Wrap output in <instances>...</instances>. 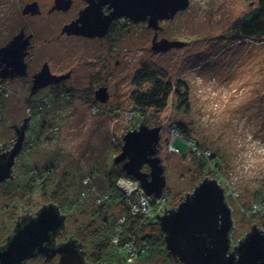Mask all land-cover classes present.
<instances>
[{"label": "rangeland", "instance_id": "374dc122", "mask_svg": "<svg viewBox=\"0 0 264 264\" xmlns=\"http://www.w3.org/2000/svg\"><path fill=\"white\" fill-rule=\"evenodd\" d=\"M32 1L35 0H0V47L25 28L34 36L31 57L38 63L49 61L57 72L72 71L73 77L66 83L73 89H61L60 97L51 105H36L29 110L28 106L50 91L42 89L32 94L20 79L3 83L6 87L0 92V143L16 139L13 126L29 116L39 141L26 150L23 169H17V178L9 190H0L1 237L11 233L13 216L31 214L58 200L75 211V223L67 225L68 232L97 236V225L102 223V201L98 198L102 191L111 192V176L123 170L122 163H116L114 158L122 151L124 135L143 123L162 129L157 156L166 170L167 185L157 206L158 214L176 207L208 177L223 186L232 210V246L252 230L254 223L264 231V37H244L232 29L253 8L249 0H191L190 6L173 19L161 20L157 33L147 24L127 23L110 42L63 32L78 5L67 13H50L54 0H37L42 14L24 15V6ZM155 35L157 40H178L181 44L154 50ZM140 72L154 73L172 85L166 106L151 107L144 116L138 114L132 98L133 91L139 90ZM90 81L108 86L107 101H100L94 91L86 89ZM151 84L146 82L140 87L144 90ZM184 93L186 103L181 99ZM177 123L183 124L193 140L207 150L198 151L196 146L190 149L179 137L182 132ZM34 127L27 130V141ZM196 152L209 157L204 169ZM214 154L219 165L211 162ZM48 166L52 168L45 172ZM33 180L37 183L31 184L29 191ZM122 189L124 197L118 194L120 200L109 204V213L116 215L118 224L125 221L121 215L124 206L129 204L133 215L134 199L139 198L131 188ZM48 200L51 201L45 202ZM156 214V210L150 212L145 234L156 228L152 226L158 221ZM108 245L103 256L94 260L98 264H123L119 248ZM165 250L153 247L133 263L182 264L168 254L166 245ZM57 262L38 257L32 264Z\"/></svg>", "mask_w": 264, "mask_h": 264}, {"label": "water", "instance_id": "95a60500", "mask_svg": "<svg viewBox=\"0 0 264 264\" xmlns=\"http://www.w3.org/2000/svg\"><path fill=\"white\" fill-rule=\"evenodd\" d=\"M88 1V6L81 10L77 20L65 25L63 32L90 37L103 36L114 18L126 17L136 22L148 18V26L157 33L161 29V20L173 19L191 3V0ZM106 5L110 9L107 14L103 11V6ZM70 6L71 0H56L53 8L66 10ZM23 11L35 14L40 12V7L37 2H33L27 4ZM24 35L25 33L21 32L0 47V64L5 63L6 68L19 67L18 74L21 75L26 71L24 58L30 43V36L21 40ZM180 44L178 40H157V35L153 38L154 50L169 49ZM6 75L3 71L0 72V77ZM45 77L51 79L42 81ZM61 78L63 76L52 74L45 66L43 71L35 75L32 94ZM96 97L100 101H107V87L100 88ZM29 119L30 116L25 118V123H28ZM161 130L160 126L149 127L143 123L128 131L124 135L121 153L114 158L116 163H122L126 173L133 176L148 194L157 196L163 193L167 185L164 166L161 164V158L157 156ZM145 164L149 165L150 172L143 170ZM3 178L4 176L0 177ZM55 203L59 204V200ZM62 206L66 209L62 210L67 213L68 224L75 223V211H70L69 205L63 200ZM156 217L164 234L168 254L182 264H264V231L257 223L253 224L252 230L238 243L231 245L234 226L232 210L226 201L225 190L217 179L205 177L176 207L165 208L164 213L157 214ZM62 221L60 213L54 207L40 211L37 218L10 241L5 251L9 264H23L24 260L34 256L36 248L40 247L39 250L42 251L45 240L62 225ZM66 230H69L68 226ZM86 247L89 251L92 250L91 247ZM59 253V264H87L84 255L75 247V242L68 241L63 244L59 247Z\"/></svg>", "mask_w": 264, "mask_h": 264}, {"label": "trees", "instance_id": "16d2710c", "mask_svg": "<svg viewBox=\"0 0 264 264\" xmlns=\"http://www.w3.org/2000/svg\"><path fill=\"white\" fill-rule=\"evenodd\" d=\"M251 4H253V8L245 14L242 18H240L238 21H236L232 29L236 31L239 35H242L244 37H251V36H256V37H264V0H249ZM141 75L137 76V82H139V90L133 91L132 98L135 103V109L137 110L138 114L140 115H145L147 113V110L151 107H154L156 109H161L166 106L167 99L169 97V94L171 92L172 85L169 81H163L162 79H159L157 75L154 73H141ZM143 80L141 81V79ZM146 82H151L152 84L147 88V89H142L140 86L143 83ZM179 84H182L181 86L184 85L183 81H179ZM71 92V91H69ZM7 95L8 92H5ZM47 96L41 97L39 101L36 103H33L31 106H28L29 110L33 109L38 105V107L43 108V106L51 105V102L60 97V91L57 90H51L50 92L47 93ZM70 93H68V96ZM184 103L187 102V93L182 94L181 98ZM178 129L181 130L182 134L179 136L180 138L184 139L189 144L190 149L194 146L197 147L198 151L200 150H207V147L204 146V144H197L193 138L191 137L189 131L186 129V127L181 124L177 123ZM31 126L32 128L34 127L32 125L31 121ZM32 135L29 136L28 141H27V148L26 150H31L33 148V144H36L38 140V132H36L35 127L34 131L31 133ZM178 137L175 138V140ZM174 140V141H175ZM173 141V146L181 152L180 148L174 145ZM190 141L191 144H190ZM197 151V150H196ZM26 153V152H25ZM200 160V167L205 168L203 166H206V158L203 154L198 155L197 152L195 154ZM211 162L213 164H218L217 163V156L211 155L210 156ZM216 162V163H214ZM49 167L45 170V172H48ZM123 168V167H122ZM33 173V172H32ZM111 184L110 185V191L111 192H101V199L102 203L99 204L100 208L99 211V219H102L99 225H97L99 231H97L96 235L94 237H87V243L88 246L94 248L95 250L94 255L98 259L101 256H103L104 252L103 249L106 246L109 245L108 243L116 246L119 248V250L122 253L121 260L124 262L123 264H130L128 262V256H129V251L127 249V245H130L133 247L134 252H135V258L140 259L144 258L145 255L152 250V248L156 247L158 248L159 251H164L165 250V245H164V234L159 228V222L156 221L155 224L152 223V226H156L150 233H146L145 231L143 232L145 226L150 225L149 222V214L152 210H156L158 214V204L161 202L162 199V194L157 196V195H152L151 197V203L149 205V210L148 211H142L138 212L137 214H130V206L129 204H126L127 207L125 208L124 206V211L122 210L121 215L125 216V221L123 223L117 222L116 215L109 213L111 212V204L110 202L118 198V194L123 195L124 197V192L122 189L116 185L117 181L119 178H129L134 181L135 178L132 177L131 175L127 174L126 171L121 169L120 171L115 172L113 176H111ZM33 179V178H32ZM31 179V181H32ZM45 181L42 183L40 186L43 188ZM29 191H32L30 189ZM46 194V192H43ZM50 192H47V195H49ZM55 194H57V191H54ZM86 194L84 191L82 192ZM94 194V196H93ZM93 200L96 203V193H93ZM120 200V199H119ZM136 201V199H134ZM116 202V200H115ZM62 204V203H61ZM60 205V204H59ZM63 210L66 211L65 207L60 205ZM164 207V204H163ZM161 208V210L163 209ZM156 214V215H157ZM156 217V216H155ZM157 219V218H156ZM102 227V229H100ZM114 238H118V243H115L113 241ZM164 245V246H163ZM166 253V250L164 251ZM167 254V253H166ZM126 256L124 258V256ZM126 259V260H123ZM98 262V261H96Z\"/></svg>", "mask_w": 264, "mask_h": 264}, {"label": "flooded vegetation", "instance_id": "af4514ba", "mask_svg": "<svg viewBox=\"0 0 264 264\" xmlns=\"http://www.w3.org/2000/svg\"><path fill=\"white\" fill-rule=\"evenodd\" d=\"M81 1L83 2V4H81ZM90 1H93V0H90ZM33 2H37L39 4V2L37 0L29 2V3H33ZM94 2H98V0H94ZM29 3H26V5ZM88 4H89L88 0H80V1L79 0H71V6L65 10L62 8L61 9L53 8L56 5V0H54V5L52 6V8L49 11H50V13H54V12L67 13V12H70L76 5H78V9L75 11V15L68 22H66L64 24V26H65V25L77 20V18L80 15L81 10L85 9L88 6ZM25 6H24V8H25ZM39 7H40V12H38V13H35V14H33L31 12L24 13V11H23V14L33 16V17L41 15L42 10H41L40 4H39ZM103 11L105 12V14H107L110 12V9L106 5V6H103ZM127 23H132V25H135L136 23H140L138 25H146V24L148 25V18H146L145 20H140L139 22H136L133 19H129L126 17H116L113 19V21L111 22V24L109 25V27L107 29V32L103 36L90 37V36H86V35H82V34H69V36H80V37L89 38V39L90 38L91 39L102 38V39H107L108 42L115 41L116 40L115 36L118 34V32H120L123 29V27ZM21 32L25 33L24 37L21 39L22 41L27 36H30V43L28 45L27 52H26V55L24 58V61L26 64V71L24 74L21 75V74H18V72L20 71L19 67L10 66V67L6 68L7 67L6 64L1 63L0 64V72L3 71V73L7 74V75L5 77H0V92H2L6 87L3 84L5 81H9V80L14 81L17 79H20L24 83L25 88H28L30 91H32L34 83H35L34 82L35 75L40 73L41 71H43V68L45 66H47L48 70L52 74H55L58 76H63V78L59 79L57 82L50 83L46 86L39 88L36 91V93L42 89H47L49 91H51V90L60 91L61 89H64V90L73 89L72 87L67 86L66 82H67V80H69L70 78L73 77L74 73L72 71L57 72V70L53 69V67L51 66V63L49 61H44V62H40V63L36 62L35 59L33 57H31V50L33 48L32 39L34 36L32 33H27L25 31V28H22L19 33H21ZM11 40L12 39H10V41ZM7 43H5V45ZM45 79H51V77L50 78L45 77L42 79V81ZM102 87H107V89H108V86L103 84V83H100V84L98 83V85H96V83H94L93 81H90L88 86L86 87V89L89 91H91V90L94 91V93L96 95V92ZM108 91H109V89H108ZM69 93H71V92H69ZM29 128L30 129L32 128L31 122H29V121H28V123L22 122V124H20L18 126H13L12 130L14 131V134L16 135V139L12 138L11 141L10 140H6V141L3 140V142L0 143V177L4 176L3 179H0V190H2L3 192L8 191L10 188V185L13 184L14 180H16L17 172H19V170H17V169L20 168L21 166H22L21 169H23V166H24L23 164L25 162V156H26L25 152H26V147H27V144L25 146V141L27 142V134L26 133H27V130ZM123 139H124V137H123ZM13 140H16V143L15 142L12 143ZM21 142H22V144H21ZM143 170L145 172L151 171L148 164H145L143 166ZM164 174L166 175L165 168H164ZM119 179H118V186H120L119 185ZM166 179H167V176H166ZM36 183H37V180H36ZM36 183H34V180H33V182L30 183V185H29V190H30L31 184L34 185ZM35 199H36V197H35ZM49 201H51V200H48L45 202H49ZM15 204L16 203H13L14 206H15ZM49 207H54L58 210V212L60 213L62 220H63L62 225L59 228H57V230L55 232L50 233V237L45 240L43 250L40 251L39 250L40 247L36 248L34 251V253H35L34 256L29 258V259L24 260L23 264H29V262L31 260H34L35 258H38V257H42L44 259V261H54V259H57L58 260L57 264H59L60 256H61V254L59 253V247H61L63 244H65L68 241L75 242V247L77 248V250L80 253H82L84 255V259H85V262L87 264H98V262H96L93 258V257H95L94 251L93 250L89 251L86 247V246H88L87 245L88 243L86 242L87 237L86 236L83 237L82 234H80L78 231H75V230L73 232H68V230L66 231L69 218L66 215L67 213L64 212L62 210L61 206L57 203L46 204V205L40 207L39 211L31 212V214H27L26 212H24L22 214H17L16 217L13 216V218L11 219L12 225L9 226V227H12V231H13V232L11 231L12 234L10 233L9 235H5L6 233L5 234L3 233V236L2 237L0 236V264H9L10 263L9 259L5 255V251L8 249L10 241L13 239V237L21 229H23L27 224H29L32 220L36 219L38 214L40 213V211H42L45 208H49ZM30 208L32 210L36 209L32 206ZM4 211L6 212V210H4ZM75 234H77V235H75ZM63 237H65L66 239ZM113 241H114V239H113Z\"/></svg>", "mask_w": 264, "mask_h": 264}, {"label": "built area", "instance_id": "2783aa9c", "mask_svg": "<svg viewBox=\"0 0 264 264\" xmlns=\"http://www.w3.org/2000/svg\"><path fill=\"white\" fill-rule=\"evenodd\" d=\"M90 180V178H88ZM139 182L134 181L132 179L129 178H120L119 179V187L122 189L123 187L125 189L127 188H131V192H136V194H138V200L136 199V201L134 202V205H132V212L133 214H137L138 212H142V211H148L149 205L151 203V197L152 195L148 194L141 186L140 184L138 185ZM123 190V189H122ZM135 194V195H136ZM128 195V193H127ZM98 201L101 202V196H99ZM130 206V205H129ZM149 208V209H148ZM114 242L118 243V238H114ZM127 249L130 252L129 256H128V262L130 264H133V260L135 259V252L132 246L127 245Z\"/></svg>", "mask_w": 264, "mask_h": 264}, {"label": "bare ground", "instance_id": "6f19581e", "mask_svg": "<svg viewBox=\"0 0 264 264\" xmlns=\"http://www.w3.org/2000/svg\"><path fill=\"white\" fill-rule=\"evenodd\" d=\"M129 19H131V18H129Z\"/></svg>", "mask_w": 264, "mask_h": 264}]
</instances>
